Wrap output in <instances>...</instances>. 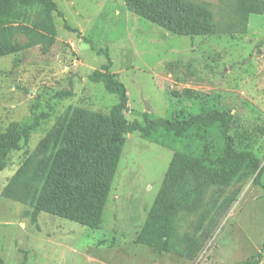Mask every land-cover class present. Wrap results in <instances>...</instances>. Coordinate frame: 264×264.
Wrapping results in <instances>:
<instances>
[{
    "label": "rangeland",
    "instance_id": "obj_1",
    "mask_svg": "<svg viewBox=\"0 0 264 264\" xmlns=\"http://www.w3.org/2000/svg\"><path fill=\"white\" fill-rule=\"evenodd\" d=\"M193 1L209 3L220 20L228 0ZM56 2L64 17L53 15L58 31L53 41L0 56V132L40 121L0 170V264H251L258 259L264 264V15L251 14L245 33L192 37L130 10L124 0ZM65 20L83 36L68 30ZM105 65L127 87L129 121L226 111L233 116L236 149L261 160L258 182L245 178L224 187V195L240 191L194 259L140 236L148 231L175 153L223 154L219 124L193 127L183 135L163 128L149 136L127 134L98 229L35 212L59 142L40 151L58 119L67 125L78 108L109 114L118 101L102 83L89 79ZM59 91L72 94L58 97ZM221 182L212 176L200 207L181 213L180 236L194 233Z\"/></svg>",
    "mask_w": 264,
    "mask_h": 264
},
{
    "label": "trees",
    "instance_id": "obj_2",
    "mask_svg": "<svg viewBox=\"0 0 264 264\" xmlns=\"http://www.w3.org/2000/svg\"><path fill=\"white\" fill-rule=\"evenodd\" d=\"M124 1L130 10L162 27L192 37L205 33H245L251 14L264 15V0H228L221 8L220 20L216 19L207 2ZM55 12L64 17L56 0H0V56L53 41L58 33L53 16ZM65 27L83 36L78 28L70 26L66 20ZM84 40L91 43L86 37ZM89 79L102 83L107 91L118 96V101L109 114L78 108L67 125L63 117L58 119L44 139L40 151L45 153L52 141L59 142L56 156L44 177L45 183L35 212H49L98 229L127 134L140 132L149 136L163 128L183 135L193 127L219 124L225 139L223 154L212 158L175 153L156 200L154 213L149 219L148 231L140 236L145 243L194 259L240 191V187H237L231 194L224 195V187L238 184L245 178L254 177V181L258 182L261 160L252 151L236 149L235 138L230 132L233 116L226 111L213 109L192 114L186 119L145 118L144 123L139 120L131 122L125 116L128 108L127 87L114 78L108 71V65L93 71ZM71 94V91H59L57 96ZM39 123V118H36L28 124H12L6 131L0 132V170L5 168L7 155L21 140L27 141ZM212 176L222 180L219 192L213 195L202 212L194 233L180 236L177 219L181 213L200 207ZM151 235L157 238V242ZM260 261L258 259L251 264Z\"/></svg>",
    "mask_w": 264,
    "mask_h": 264
}]
</instances>
